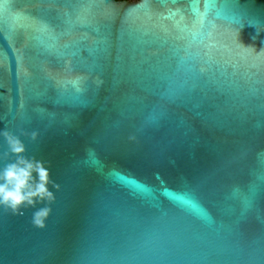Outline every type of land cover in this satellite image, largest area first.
Segmentation results:
<instances>
[{
    "label": "water",
    "instance_id": "1",
    "mask_svg": "<svg viewBox=\"0 0 264 264\" xmlns=\"http://www.w3.org/2000/svg\"><path fill=\"white\" fill-rule=\"evenodd\" d=\"M5 129L60 190L0 264H264V0H0Z\"/></svg>",
    "mask_w": 264,
    "mask_h": 264
},
{
    "label": "clouds",
    "instance_id": "2",
    "mask_svg": "<svg viewBox=\"0 0 264 264\" xmlns=\"http://www.w3.org/2000/svg\"><path fill=\"white\" fill-rule=\"evenodd\" d=\"M20 135L32 142L40 138L39 131L35 130H22ZM0 136L7 144V151L0 154V160L8 161L0 169V209L13 216H23L26 209H35L31 224L44 229L56 201L51 189L60 190V185L51 178L50 162L26 156L25 143L13 132L5 129Z\"/></svg>",
    "mask_w": 264,
    "mask_h": 264
}]
</instances>
